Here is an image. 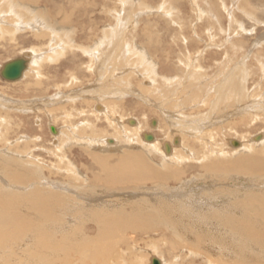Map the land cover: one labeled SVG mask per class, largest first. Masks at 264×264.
<instances>
[{"label": "bare ground", "instance_id": "1", "mask_svg": "<svg viewBox=\"0 0 264 264\" xmlns=\"http://www.w3.org/2000/svg\"><path fill=\"white\" fill-rule=\"evenodd\" d=\"M39 1L40 0H0V38L2 40L7 39L6 37L8 35L10 39H14L16 37L17 40L18 38L22 39L23 38L22 34L26 31L25 28H27L26 25L32 22V25H34L33 28L35 29L34 30L35 34L36 32H38L36 28H38V30L40 28L42 30H46V33L49 32V34H44L45 32L41 30L43 33L42 32L37 33L36 37L39 39V41L42 39L44 40V38L49 39L48 37H50L51 40H54L56 42L62 40L64 42L63 47L65 48V46H67L69 48L71 43H73L69 31L72 32L74 28V26L71 24V20H72L71 16L77 14L76 12L78 11L77 10L78 8L85 11L84 19L86 20L85 22L84 21L81 22L85 24L83 26L84 28L87 27L88 5L83 3V1H79L78 3L76 0H66V3L59 2L60 4H56V5L54 4L55 7L54 6L53 7L56 10L55 19L58 22V26L55 27L54 24L50 23L47 19L41 17L43 15L42 13L40 14L41 15L40 17L37 14V12L39 13L38 9L43 10L42 7L40 8L38 6L53 5L52 4L54 3L53 0H44V1L42 0L44 4L39 3ZM169 7L171 8V6ZM163 8L165 9L166 7L163 6L162 9ZM165 11L167 10L165 9ZM169 14L170 13H168L167 15ZM118 15H120L119 12ZM116 16L117 14L114 15L115 17L114 20H116L115 21L116 25L114 27L108 25L103 29V34H106L105 38L108 39L105 40L107 42L109 41L111 51H109V55L100 57L98 62L100 63L99 66L97 67V70L94 69L95 72H97V76H101L103 81L106 82L104 83V85L102 84L103 87L102 86L96 87L94 85L96 83L90 85L89 84L90 82L87 80V78H85L81 82L78 79L72 77L71 82L68 86H65L67 84H64L62 86L56 84L57 86L56 85L55 86L57 89V93L49 99L46 96H44L45 99H43L44 101L42 102V104L40 103L41 104L40 106L43 109H45V106L43 105L53 106L52 110L55 111L56 113L64 114L67 117H71V113L75 110L73 109L74 108L73 107L70 109V111H68L66 109L67 105L70 104L72 106L76 102L77 103L79 102L82 103L83 106L86 105L88 107V103L90 102L92 106V100H103L102 102L96 103L94 105L95 108H97L96 109L97 111L93 112L92 116L96 118V122L100 121L103 118L105 120L104 123L107 124V126H109L111 130H114V132H116L119 138L117 137L108 138V136L105 137L101 136L99 131H103L101 130L103 127H99L97 124L92 122L88 123V119L84 118V114L85 113L88 114V110H85L83 108H81V110L79 109L80 112H77L75 114L83 118V124L80 125L82 127L79 128L78 126L79 129L74 128L75 126L73 125L71 127L68 125L65 127V129L51 126L52 133L56 135L55 137L56 141L54 144L56 145L55 146L56 155L61 154L62 156L63 152L66 149V146L78 144L81 146L82 149H84L83 150L84 152L88 150V157L91 159V162L93 163V167H95V169L92 170L91 180H88V185H85L84 183V186L82 185L83 187L82 186L79 187L80 189L75 188L76 192L71 194H69L67 191H63L62 189L61 192L47 193V191L49 190H44L42 187L46 186L48 179L44 180V183H46L44 184L43 179H41V175L36 171V169H33L39 174V176H37L35 181V179L33 180L32 178H30L31 175L30 176L28 175L29 177L26 175L27 168L22 166L24 168L22 169L20 166L21 170L25 173L24 174L25 177H27V178H23L22 174H20L19 172L20 168L17 164L18 163L17 160L14 158L8 160L9 165L7 166V168L6 167L3 168V169H7V172L5 174L7 187L5 185V188H3L0 185V220L1 219L2 221L4 220L3 221L5 222L4 227H6L3 230H1L0 227V251H2L0 252V264H45V263L47 264L48 259L50 260V258L61 259L62 257L66 258L67 256H71L69 250L70 248L74 249L75 251L78 250V253H81L80 256L82 255L84 256V252L86 251V249L87 250L92 249L93 251V247H95V245H96L95 247L96 250H98L97 253L100 254L102 252L101 251L102 248L105 247L104 245L101 246L100 244L106 243L105 241L108 242V240L111 238L112 235L115 236L118 235L120 232H123L124 233L122 235L123 237L126 235L128 236L126 232L129 233L136 231H141L142 233H149L152 231H157L156 225L158 226L159 224H161V227L163 226L165 230L169 228L170 230L176 231V233L182 236L181 237L182 244L178 241L174 242L170 240L169 242H171L172 245L178 247L185 245L188 247L185 248H187V250L190 249L191 251L195 247L199 248V254L195 255L193 251V257L198 256L201 259H203L205 262L203 264H264V152L251 151L250 153V149H253V147H259L264 145V135H261L262 140H257L256 138H252L253 139L252 142L256 141L255 144H250V142H248L249 144H244V143H239L237 141L236 142L233 141L232 144L231 142V144L234 147L237 146L239 147V150L237 149V151L240 152V155L234 160L232 159L230 161H224L223 160L224 155L222 151L219 148L215 147L218 136L213 135V133L207 136L208 133L204 131L207 129L210 130L214 128L219 121L224 119L226 115H229L227 113L232 112V110L234 109V104L237 106L240 103H242V105L244 104V108H243L244 111L245 109H247L248 112L250 113L255 112L256 114L257 113L259 114L261 112V114H263L264 113L263 95L260 96V92H258L259 91L258 90L257 94L260 100L257 98L254 99L252 97L253 100H256V102L248 104L249 99L246 97L245 94L246 91L244 87L246 86V84L244 83V80L240 78L239 69L235 70L234 71L235 73L232 72L229 75H227L226 79L222 81L223 85L221 84L220 87L218 86V89L217 88L214 89V86L213 87L209 86L213 84L214 81L213 83L209 82L207 84L198 82V80L202 77L200 76V73L197 69H194V72H192L193 70L190 72V77H191L190 79L192 80L189 81L186 87L183 86L180 87L181 85L180 82H177V80H173V79L169 81L168 80L169 78L166 77L165 78L163 77L164 78L163 82L157 81L158 80L157 71L159 70H157L156 68H158L159 65H161V63L158 64L155 63L154 60L148 59L146 55L150 51L148 50L149 51V52L147 51L148 53L145 52L144 51L145 47L141 46L140 44H137L135 42L136 40L133 43L125 42L126 40H124L123 38L124 37L123 32L126 31L128 26L125 25L124 20L120 19L123 16H117V17ZM126 20H127L126 23L128 24L133 23L134 20H136L135 24L138 22L136 18L133 19L131 18V20L127 18ZM170 20L172 21V19ZM77 24H79V22ZM158 25L159 23L157 24V26ZM180 25L182 26V24ZM37 26H39L40 28ZM179 29L181 30V28ZM120 30L122 31L121 35L119 34ZM156 31H158V29ZM181 31H183V29ZM153 34L156 33L153 32ZM81 38L88 41V33L86 32L85 35L81 36ZM81 38L80 40H82ZM101 40H103L102 43L105 42L104 38ZM62 41L60 42V44L62 43ZM179 42L182 41L179 40ZM84 44H87L86 41H84ZM84 44L82 45L83 47H79V48H81V50L85 54L89 55L90 53L87 46L88 44L87 45ZM154 46L155 45H153V47ZM54 47L52 46V48ZM63 47L62 46H60L59 48L56 47L55 52L57 50V54H59L61 52L60 50H62L61 48ZM71 47L73 46H70V48ZM165 48L168 49L167 47ZM32 49L24 52L25 55L24 60H26V68L23 72L21 79H23L26 76V71L28 70L29 62L36 57L34 56L35 51L34 49L33 50ZM91 49L93 50L92 54H96V51L100 52L102 48L99 45V43H97ZM117 50H120L118 63H121L122 67L126 65H130L132 67L133 65L134 66L133 68H129L127 66L128 73L129 74L134 73V68H135L136 73L139 72L140 75L144 76L143 79L145 80L142 81L144 85L140 83L139 88L135 89L133 86H131L133 84L130 81H127L125 79L122 80L120 77L118 78H120L121 80L118 79L117 77L114 78L115 75L113 74L115 73V71H117V74L119 71L116 70L117 67L115 65L114 67L116 68L114 70L111 69L110 72L109 69L114 67H111L112 65L109 67V65L112 62L117 64L115 62L113 55V52ZM53 52L54 50L51 51L50 53ZM66 54H68V52ZM56 56L54 55L55 59ZM96 56L97 55H95L94 57ZM57 57L59 58V56ZM77 57L75 59H77ZM41 59L47 60L45 56L44 58L42 56ZM49 59L51 60L52 57H50ZM45 60L44 62L46 63ZM41 61L39 63H41ZM37 63L35 64L38 65L39 63L38 64ZM120 74L121 72L119 73V75ZM37 75L38 74L36 73V76ZM74 75H76V73ZM104 75H106V77H104ZM112 75L115 80L111 79ZM98 80L99 79H97V82ZM107 81L109 83H107ZM93 85L94 87L93 89H91ZM133 96H137L143 102L146 103L151 102V104L154 105L156 109H158L161 113H164L165 116L164 121L168 123L169 130H171L172 132H176L178 134L190 133L195 137H197L196 135H198V137H202L203 139L204 137L205 138L210 137V139L213 138L212 140L214 141L213 144H207V143L205 145H202L203 143L199 144L201 149L199 148L198 150H196L194 147L195 142L192 141L193 143L190 142L191 144L190 148L186 149L187 146L186 145L187 141H185V139L187 138L186 135L185 137L181 136L182 138L173 136L172 137L173 146L172 144H166L165 142L160 143L158 141L159 139H156L155 141L152 140L154 142L152 141H148V143L144 142L146 140L145 135L147 134H145L144 132L142 134L140 133L142 132V130L139 131L140 129H142L141 127L142 125L140 124V122L139 121L136 122L134 120L133 121L128 120L130 122V125H136L132 127L128 126L125 122V115L123 113L118 112V110H120V108L122 107L121 103L125 101L124 100L125 97H133ZM0 104H2L1 101ZM23 106H25V108H23ZM23 106L20 105L18 107L20 109H30V110L35 109L36 111L38 109H42L39 106H34L29 103H25L23 104ZM94 106L93 109H95ZM3 107L9 109L10 108L9 103H6ZM218 115H222V116H218ZM260 116L261 115H259L258 117ZM174 118H178V120L180 119L181 123H178ZM26 123L27 121L25 122V124ZM119 128L122 130V133L117 132ZM164 129L168 131L167 128ZM199 132H202V135L203 134L204 135L203 136L200 135ZM10 146L13 145L10 143H5L6 148L4 150L12 149L10 148ZM167 147H170L169 151L166 150ZM242 152L244 153L242 154ZM4 153L6 155H10L9 151H4ZM23 158L25 160V157ZM157 161L160 162V164H157L156 163ZM187 161L195 165H192V167L190 168L186 167ZM3 162L5 163L4 159H2V163ZM74 168L72 167V165L70 164L68 165L69 171L73 172L74 174V176L72 174L71 176L75 178L77 183H79L80 174L79 171L77 172L76 169ZM36 172L34 173L36 174ZM191 172L196 175H193ZM29 173H31L30 169H29ZM235 174L241 176L252 175L254 176V178L255 177L258 178L252 180L249 179L250 181L247 182V184H244L240 181H239L240 183H238L237 180L231 177V175H235ZM199 175L202 176L201 179H198ZM52 183L53 182L51 181L49 184ZM73 184L71 186L75 187ZM194 185L200 187L198 188V190L202 191L201 194L200 192L197 193L196 191L197 188H195ZM49 186L51 188V185ZM87 188H88V194L84 193V189L87 190ZM90 192H92V196H89ZM193 192L196 193L197 195L191 194ZM250 192H253L254 194H250ZM202 193L205 194L204 198H202L203 197ZM77 206L83 207L84 210L88 206L87 207L88 211L85 210L87 211V213H84L86 215H83V211L81 210L82 212L81 220L83 221V219L87 217L88 221H96L94 224L97 227V231L100 230L99 234L101 233V238H99L97 242L96 240L94 241V237H93V242L90 241L91 238H88V241L83 240L85 235L83 234L81 227L78 228L79 225L78 224H77L78 226L76 225L77 222L75 223V220L80 222L79 220L80 216L79 215L75 216L76 215L75 208ZM60 207L61 208L64 207V210L62 209L63 214L60 213L61 216L57 214V211L59 210ZM76 209L77 211L79 210L77 214L80 213L81 208H76ZM58 212H62V211L60 210ZM64 214L65 215L67 214V216H65ZM82 216L84 217L83 219ZM64 217L67 218L65 219ZM63 219L65 220V223H63L64 221ZM54 231H56V236L54 234ZM57 232L61 234L59 241L55 239L57 236H59V234L57 235ZM96 238L97 235L95 236V239ZM114 240L116 241V239ZM118 245L119 244H117L116 246ZM111 249L114 250L113 248ZM6 250L8 252H6ZM96 250L93 251L94 252L93 255L91 250H90L91 252L87 251L92 255L91 258L93 261L92 264L95 263L100 258L97 256ZM78 253H76V255ZM85 256L87 257V255ZM108 257L109 256H107V258ZM120 258H119V262H123L125 260L124 259L120 261ZM151 259H152L151 264H153L154 260H156L158 264H164V261L159 260L158 257L157 258L153 257ZM103 263L104 262H102V264Z\"/></svg>", "mask_w": 264, "mask_h": 264}, {"label": "rangeland", "instance_id": "2", "mask_svg": "<svg viewBox=\"0 0 264 264\" xmlns=\"http://www.w3.org/2000/svg\"><path fill=\"white\" fill-rule=\"evenodd\" d=\"M43 1L40 0L39 3L44 4ZM76 1L78 3H79V1H83V3L88 5V26L85 28L83 27L85 24L82 23L81 21L85 22V20H86V19H84L85 11L78 8L77 9L78 11L76 12L77 14L71 16L72 17L71 24L74 26L72 32L69 31V34H71V38H72V42H73L70 45V46H73L71 48H70V46L68 48L65 45H64L65 46V48H64L63 47L64 42L62 40H61L62 43L60 44L61 41L56 42L54 40H51L50 37H48L50 40L47 38H44V40L42 39L39 41V39L36 37L37 33H41L42 31H44L45 32L44 34H49V32L46 33V30H42L39 26H37L40 29L38 30V28H36V30L38 32H36V34H35V32H34L35 29L33 28L34 25H32V22H30L31 24L28 23L26 25L27 28H25L26 31L22 34L23 35L22 39L18 38V40H17V37L14 39H10L8 37V35L6 37L7 39L2 40L0 38L1 39L0 40V72L2 71V69L5 67V65L8 62H11V61L16 60V59H25V55H24L25 51H29L33 48L35 51L34 56H36L35 58H33L32 61H30L32 63L29 62L28 70L26 71V76L23 79L18 80L16 82H8V81H5L0 75V101L2 102V104H0V162H1L0 163L1 164V166H0L1 167L0 168V185L3 188H5V185L7 187L6 176H5L7 169H3V168L4 167L7 168V166L9 165L8 160L12 159V158L17 160V162H18L17 164H18L19 168H20V166L22 169H24L23 167L27 168L26 175L27 176L31 175L30 178H32L33 180L35 179V181H36V178H37V176H39V174L41 175V179H43V183H44V180L48 179L47 184L44 183V184H46V186L42 187L44 190H49V191H47V193H49V192H61L63 190V191H67L69 194H71V193L76 192L75 188L80 189L79 187H81L82 185L84 186V183H85V185H88V180H91V177H92V170L95 169V167H93V163L91 162V159L88 157V150L87 151L85 150L86 152H84L83 151L84 149H82L80 145L73 144L71 146H66V149H65L66 152L65 151L63 152L64 156L63 155L61 156V154L56 155L55 154V152H56L55 146L56 145H54L55 141H56V139H55L56 135H54L51 131V128H52L51 126H55L56 128L60 127V128H64V129L68 125L70 127L73 125V126H75L74 128H78V126H79V128L82 127L80 125L83 124V118L75 115L77 112H80L79 109L81 110V108L88 110V114L87 113L84 114V118L88 119V123L92 122V123L97 124L99 127H103L101 129L103 131H99L101 136H103V137L108 136V138H113V137L119 138V136H117L116 132H114V130H111V128L109 126H107V124L104 123L105 120L103 118L100 120L101 122L100 121L96 122V118L94 116H92V113L97 111L96 110L97 108H95L94 105L96 103L102 102L103 100H92V106H91V102H90V103H88V107L86 105L83 106L82 103H79V102L78 103L74 102L75 104L71 103L74 106L73 105L71 106L70 104L67 105L66 109L68 111H70V109L74 107L73 109L75 111H73L71 113V117H67L64 114L56 113L55 111L52 110L53 106L43 105V106H45V109H43L40 106L42 104V102L44 101L43 99H45L44 96H46L48 99L53 97L57 93L56 86L57 85L62 86L64 84H67L65 86H68L71 82L72 77L78 79L81 82L85 78H87V80L90 82V83L89 82L88 83L90 85L96 83V84H94L96 87H101L102 84L104 85V83H106L105 81H103L101 76H97V72H95V70H97V67L100 64V63H98L100 57L105 56V55H109V51H111L109 41L107 42L106 40H108V39L105 38L106 34H103V29L108 25L113 26V27L116 25V22H115L116 20H114L115 19L114 15H116V14H117V16H123L120 19L124 20L125 25L128 26L127 27L128 30L126 29V31L123 32L124 37L122 36L124 38V40H126L125 42L126 43H131V42L133 43L136 40L135 42L137 44H140L141 46L145 47V50H144L145 52H147L149 50L150 52L149 51L148 52L152 53V54H149L147 52L149 54V55L148 54L146 55L148 59L154 60V62L158 63V64L161 63L162 66L159 65V67H158L159 69L156 68L157 70H159V71L156 70L157 74H158V76H157L158 80L157 81L163 82L164 78L166 77V78H169L168 79L169 81L173 79V80H177V82H180L181 83L180 87L181 86L186 87L188 85L189 81L192 80V79H190L191 78L190 72L192 70H193L192 72H194V69H197L200 73V76L203 78V79L200 78L198 80V82L203 83V84H207L209 82L213 83V81H214V83L209 85V86L210 87L214 86V89L215 88L218 89V86L220 87L221 84L223 85L222 81H224L226 79L227 75H229L230 73L239 69L240 70L239 71L240 72V78L243 79L244 83L246 84V86H244V87H245V91H246V93H245L246 97L249 99L248 104L256 102V100H253V98L259 99V96L257 94L258 90H259L258 92H260V96L263 95V97H264V92H263L264 91V74H263L264 73V2H263L264 0H126V1L125 0H88V1L87 0H76ZM53 2H54V3H52L53 5L38 6L40 8L42 7L43 10L38 9L39 13L37 12V14L40 17L41 16L40 14L42 13L43 15L41 17L47 19L50 23L54 24L56 27V26H58V22L55 19V16H56L55 11L56 10L54 9V7H55L54 4L55 5L60 4L59 2L66 3V0H65V2H64V0H53ZM62 3H61V5H62ZM163 4H165V5H163ZM163 6L166 7L165 9L167 11H165L164 8L162 9ZM169 6H171V8ZM45 7H47V8H45ZM162 10H164V11H162ZM46 12H48V13H46ZM118 12L120 15H118ZM113 13H115V14H113ZM168 13H170V14L167 15ZM217 17H219V18H217ZM124 18H126V19L128 18L129 20H131V18L132 19L136 18L138 20V22L135 24L136 20H134V22H133L134 25H133V23L128 24V23H126L127 20ZM49 19H51V20H49ZM147 19H149V20H147ZM170 19H172V21ZM78 22H79V24H77ZM150 22H151V24H150ZM156 23L157 24L159 23V25L157 26ZM180 24H182V26ZM131 25H133V26H131ZM135 26H136V28H135ZM179 26H181V27H179ZM80 28H81V30H80ZM179 28H181V30L183 29V31H181ZM157 29H158V31H156ZM121 30L119 31L120 35L122 34V31H123V30L122 31ZM159 30H161V31H159ZM86 32L88 33V41L81 38V36L85 35ZM135 32H137V33H135ZM153 32L156 34H153ZM62 33H64V32H62ZM92 33H93V35H92ZM161 33H162V35H161ZM96 35H97V37H96ZM79 36L82 40H80ZM156 36L159 38H157ZM173 36H175V37H173ZM147 37H149V38H147ZM186 37H188V38H186ZM63 38H65V37H63ZM103 38H104V40L105 39L106 40H105V42L102 43L103 40H101V39H103ZM175 38H177V39H175ZM189 38H191V39H189ZM128 39L129 40L131 39V40L129 41ZM166 40H167V42H166ZM179 40L182 41L183 43L179 42ZM186 40H188V41H186ZM53 41L55 42L56 45L54 44ZM84 41H86V43L88 45L84 44ZM91 41H93V42H91ZM100 41H101V43H100ZM49 42H51V43H49ZM97 43H99V45L101 46L102 49L100 50V52L96 51V54H92L93 50L91 48L94 45H96ZM83 44L88 46V50L90 53L89 55L85 54L81 50V48H79V47H83L82 46ZM104 44H105V46H104ZM234 44H236L237 47ZM153 45H155V46L153 47ZM186 45H187V47H186ZM52 46L53 47L55 46V47L52 48ZM60 46L63 47V48H61L62 50L59 49L61 51L60 53L62 55L60 53H59L60 55L57 54V50L55 52V48L56 47L59 48ZM165 47H167L169 49V51ZM177 47L182 51H180ZM196 49L198 52L196 51ZM53 50H54V52L50 53ZM59 50H58V52H59ZM64 50L65 51L68 50V51L65 52ZM117 51L113 52L114 59H115V62L117 64L112 62L113 64L111 63L109 65V67L111 65H112L111 67H114L116 65V67H117L116 70L119 71L118 74H117V71H115V73L117 75L114 73L113 74V75H115L114 78L120 77L122 80L125 79L127 81H130L133 84L131 86H133L135 89L139 88L140 83L142 85H144L142 82L143 80H145V79H143L144 76L140 75L139 72L136 73L135 68H134L135 76H134V73H131V74L128 73V71H127L128 67L133 68L134 67L133 65H132V67L130 65H126V66H123V67H125V68H123L122 64L118 63L120 50H117ZM64 52H65V54L68 52V54L65 55ZM81 52H83V53H81ZM55 53L57 54V56H59L60 60L56 56ZM41 54H42L43 58L45 56V58H47V60L41 59L42 58ZM54 55L56 56V59H55ZM91 55H94V56L97 55V56L94 57ZM98 55H99V57H98ZM72 56H74V57H72ZM184 56H186V57H184ZM50 57H52L51 60L49 59ZM76 57H77V59H75ZM93 57L96 59H94ZM163 57H164V59H163ZM212 57H213V59H212ZM37 60H38V63L41 60H43V61H41V63L38 64ZM44 60L46 61V63L44 62ZM57 60H58V62H57ZM48 61H50V62H48ZM188 61H190V62H188ZM43 62H44V64H43ZM54 62H57V63H54ZM35 63H37L38 65H36ZM93 63H95V64H93ZM164 63H165V65H164ZM30 64L33 66H31ZM90 64H92V65H90ZM183 64H184V66H183ZM200 64L203 66V68ZM67 65H68V68H67ZM64 66H66V67H64ZM116 67L110 68L109 69L110 72H111V69L114 70ZM120 67H121V70H120ZM189 67H191V68H189ZM87 68H89V69H87ZM90 68H92V69H90ZM36 69H38V70H36ZM164 70H166V71H164ZM125 71H127V72H125ZM40 72L42 75L40 74ZM120 72H121V74L119 75ZM159 72H160V74H159ZM36 73L40 77L38 75L36 76ZM75 73H76V75H74ZM93 74H95L96 76ZM69 75H70V77H69ZM90 75H91V77H90ZM113 75L111 77L112 80L114 79ZM93 77H94V79H93ZM104 77H106V75H104ZM135 77H137V78H135ZM145 77H147V76H145ZM37 78L40 80H38ZM95 78L99 79L98 82H97V79H95ZM120 78H118V79H120ZM100 79H101V81H100ZM41 80H42V82H41ZM60 80H62V81H60ZM133 80H134V82H133ZM109 82H110V80H109ZM109 82L107 81V83H109ZM120 82H122V81H120ZM160 82H158V83H160ZM94 85L91 87V89H93ZM254 92H256V93H254ZM214 97H215V94H214ZM137 98H138L137 96L125 97V99H124L125 101L123 103H121L122 107L120 108V110H118V112L123 113L125 115V122L128 126H131V127L136 126V125H130L129 121H133V120L136 122L139 121L140 124L142 125L141 126L142 129L139 130V131L142 130V132H140L141 134L144 132L145 134L153 136L154 141L156 139H159L158 141L160 143L165 142L166 144H172V137L173 136L174 137H181V136L185 137V135H186L187 136V138L185 139V141H187L186 142L187 143L186 149L190 148V145H191L190 142L191 143L195 142L194 147L196 150H198L200 148L199 144H202V143H203L202 145H205L206 143L207 144H213V142H214V141H212L213 138L210 139V137H207V138L204 137V139H203L202 137H198V135H196L197 137H195L194 135H191L190 133H187V134H189V135H187V134H178L176 132H172L171 130H169L168 123H166L164 121L165 120L164 113H161L158 109H156L154 107V105L151 104V102L146 103V102H143L140 98H138V99ZM6 103H9V106H10L9 109H6L5 107H3ZM25 103H29V104H32L34 106H39L42 109H38L37 111L34 109L35 110L34 111L32 109L31 110L30 109H20L18 107L20 105L23 106V104H25ZM26 105H28V104H26ZM25 106H23V108H25ZM93 106L95 109H93ZM153 107H154V109H153ZM243 108H244V104L242 105V103H240L237 106L234 104V109L232 110V112L227 113L229 115H226L224 119L219 121L215 125L214 128H212L210 130L209 129L204 130L206 133H208L207 136L211 135L212 133H213V135L218 136L215 147L219 148L222 151V153L224 155V157H223L224 161H230L232 159L234 160L240 155V152L237 151V149L239 150V147L238 146L234 147L232 145L233 141L234 142L237 141L239 143H244V144H249L248 142H250V144H255L256 141L252 142V140H253L252 138H257L259 136L261 137V135H264V117H263L264 113L263 114H261V112L259 114L258 113L256 114L255 112L250 113V112H248L247 109H245V111H244ZM154 113H155V115H154ZM259 115H261V116L258 117ZM218 116H222V115H218ZM70 118H71V120H70ZM174 119L178 123H181L180 119L179 120H178V118H174ZM241 120H243V121H241ZM26 121H27V123L25 124ZM73 121H75V122H73ZM188 121H190V120H188ZM18 125H19V127H18ZM164 128H167L168 131H166ZM32 130H34V131H32ZM193 131H195V130H193ZM207 131H209V132H207ZM210 131H211V133H210ZM63 132H66V131H63ZM117 132L122 133V130L119 128L117 130ZM1 133H3V134H1ZM197 133H198V131H197ZM199 133H200V135H202V132H199ZM190 135L193 137H191ZM197 139H199V140H197ZM260 140H262V138ZM154 141H152V142H154ZM144 142L148 143V141H146V140ZM152 142H149V143H152ZM231 142H232V144H231ZM5 143L12 144L13 146H10V148H12V149L4 150L6 148ZM27 143H28V145H27ZM217 144H219V145H217ZM257 144H258V142H257ZM172 146H173V144H172ZM249 146H251V145H249ZM4 151H9L10 155H6L4 153ZM203 151H204V149H203ZM251 151L264 152V145L259 146V147H253V149H250V153H251ZM243 153L244 152H242V154ZM23 157H25V160ZM26 158H28V159H26ZM2 159L5 160V163L4 162L2 163ZM6 160H7V162H6ZM21 160H22V162H21ZM187 162H189V161H187ZM187 162H186L187 165L185 164L186 167L190 168V167H192V165H195L191 162H189V163H187ZM156 163L160 164V162H158V161ZM69 164L72 165L73 168L75 167L74 169H76L77 172L79 171V174H80V176H79L80 182L79 183H77L75 178H73L71 176V174L73 176H74V174H73V172L69 171V169H68ZM21 168L19 171L20 174H22L23 178H27V177H25V175H24L25 173L21 170ZM29 169H30L31 173H29ZM33 169H36V171L39 174ZM67 170H68V172H67ZM21 172H23V173H21ZM34 172H36V174ZM192 174L196 175L194 173H192ZM81 176H82V178H81ZM201 177L202 176L199 175L198 179H201ZM231 177L233 179L237 180L238 183L242 182L244 184H247V182H249L252 179L258 178V177L254 178V176H252V175H250V176L242 175L241 176L238 174L231 175ZM63 178H65V179H63ZM50 180L53 182L52 183L53 185L49 184L51 182ZM201 182H202V180H201ZM76 183H77V186H76ZM72 184L75 187L71 186ZM49 185H51V188ZM55 185H56V187H55ZM92 185H93V183H92ZM196 186L197 185H194V187L197 188V190H196L197 193L200 192V194H201L202 191L198 190V188H200V187H198V186L196 187ZM82 191H83V188H82ZM84 193L88 194V188H87V190L84 189ZM203 193H202L203 197L200 195L202 198L205 197V194H203ZM191 194L197 195L194 192ZM250 194H254V193L250 192ZM89 196H92V192H90ZM87 207L85 208V210L88 211ZM76 208H81L80 213L77 214V212L79 210L77 211ZM76 208H75L76 211L74 210L76 212V215L75 214L74 215L80 216V219H79L80 222L75 220V223L77 222L76 225L77 224L79 225V226L77 225L78 228L81 227L83 234L86 236V237L84 236L83 240L88 241V238H91L92 240L90 239V241L93 242V237H94V241L96 240V242H97V240L99 238H101V233L99 234L100 230L97 231V227L94 224L96 221H88V218L86 216H85L86 218H84L82 216V219L84 218L82 221L81 220V215H82L81 210L83 211V215H86L84 213H87V211H85L84 208L81 206H77ZM62 209L64 210V207H62V208L60 207L58 210V211L61 210L62 212L57 211V214H59V216H61L60 213L63 214ZM90 212H92V211H90ZM65 216H67V214ZM76 219H77V217H76ZM3 221H2V219L0 220V223L2 222L4 224V225L2 223L0 224L1 230L6 228V227H4L5 222H3ZM63 223H65V220L63 221ZM156 229H157V231H152L149 233H142L141 231L129 232V233L126 232L128 234V236L126 235L123 237H122V235L124 234L123 232H120L118 235H115V236L112 235L111 238L108 240V242L105 241L106 243H104V244L99 243L101 246L102 245L105 246L102 248V250H101L102 252L100 254L97 253L98 250H96V248H95L96 245H95V247H93V251L96 250L97 256L100 257L99 260H97L93 264H102V262H104L103 264H115V263L116 264H118V263L119 264L120 263L121 264H124V263L125 264H133V263L134 264H151V260H152L151 258H153V257H155V258L158 257L159 260L164 261V264H199V263L203 264V263H205L204 260L201 259L200 257H198V256L193 257V251H194V254L197 255V254H199V248L195 247L194 248L195 250L193 249L191 251L190 249L187 250L188 247L185 245L178 247V246L172 245V243L169 242L170 240H172L174 242L178 241L182 244V239H181L182 236L179 235L178 233H176V231H172L169 228H167V230H165V228H163V226L161 227V224H159L158 226L156 225ZM158 232H160V233H158ZM112 233H113V231H112ZM54 234L56 236V231H54ZM58 234H59V232H57V235ZM93 235H95V236L97 235V238L95 239V236H93ZM60 236H61V234H59V236H57L55 239H57L59 241ZM167 238H168V240H167ZM114 239H116V241ZM124 239H126V240H124ZM179 239H180V241H179ZM129 241H130V244H129ZM117 244H119V245L116 246ZM165 244H166V246H165ZM167 245H168V247H167ZM117 247H118L119 251H118ZM185 247H187V248H185ZM111 248H113L114 250H112ZM103 249H105V250H103ZM106 249H107V251H106ZM127 249H129V250H127ZM69 250H70V255L72 257L67 256L66 258L62 257L61 259L60 258H56V259L50 258V260L48 259L47 264H63V263L64 264H92L93 261L91 258H92V255L94 253L92 251V249H89V250L86 249V251L84 252V256L82 255L83 257L80 256L81 253H78V250L75 251L74 249H71V248ZM90 250L92 251V255H91V253L87 252ZM190 251H191V253H190ZM0 252H2V251H0ZM6 252H8V251L6 250ZM122 252H124V253H122ZM76 253H78V254L76 255ZM130 254H131V256H130ZM191 254H192V257H191ZM85 255H87V257L89 255V257H88L89 259ZM106 255L109 256L108 257L109 260H108ZM110 255H111V257H110ZM125 255H127V256H125ZM118 257L119 258L121 257L120 261H122L124 259L125 260L123 262H119ZM114 258H115V260H114ZM117 258H118V260H117ZM136 259H139V260H136ZM116 260L118 261V263Z\"/></svg>", "mask_w": 264, "mask_h": 264}, {"label": "water", "instance_id": "3", "mask_svg": "<svg viewBox=\"0 0 264 264\" xmlns=\"http://www.w3.org/2000/svg\"><path fill=\"white\" fill-rule=\"evenodd\" d=\"M26 68V61L24 59H16L11 62H8L5 67L0 72L1 77L8 82H16L22 78L23 72ZM54 132V131H53ZM147 141L154 140L153 136L145 135ZM257 140H260L261 137H257ZM170 147H167V151H169ZM153 264H158L156 260H154Z\"/></svg>", "mask_w": 264, "mask_h": 264}]
</instances>
